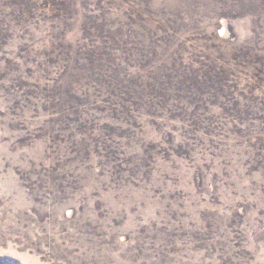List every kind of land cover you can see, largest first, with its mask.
I'll return each mask as SVG.
<instances>
[{
  "label": "rangeland",
  "instance_id": "rangeland-1",
  "mask_svg": "<svg viewBox=\"0 0 264 264\" xmlns=\"http://www.w3.org/2000/svg\"><path fill=\"white\" fill-rule=\"evenodd\" d=\"M0 264H264V0H0Z\"/></svg>",
  "mask_w": 264,
  "mask_h": 264
}]
</instances>
